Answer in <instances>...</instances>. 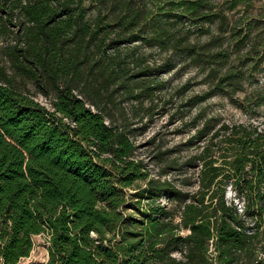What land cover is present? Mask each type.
<instances>
[{
    "label": "trees",
    "instance_id": "obj_1",
    "mask_svg": "<svg viewBox=\"0 0 264 264\" xmlns=\"http://www.w3.org/2000/svg\"><path fill=\"white\" fill-rule=\"evenodd\" d=\"M226 20L215 0H0V264L43 235L46 264H264V121L194 117L182 187L135 157L155 78L197 68L193 106L241 90L225 68L246 36L224 47Z\"/></svg>",
    "mask_w": 264,
    "mask_h": 264
},
{
    "label": "rangeland",
    "instance_id": "obj_2",
    "mask_svg": "<svg viewBox=\"0 0 264 264\" xmlns=\"http://www.w3.org/2000/svg\"><path fill=\"white\" fill-rule=\"evenodd\" d=\"M227 18L226 31L236 26V35L226 32L224 47L233 44L241 37L246 38L234 47L231 46L230 58L226 69L240 73L243 86L236 94L230 96L218 95L206 102L193 106L210 88V82L197 68L184 71L171 72L155 78L152 85H160L153 96L152 111H146L150 101L143 103L145 116L149 113L152 120L144 131L134 136L137 151L136 159L142 160L152 177L155 179H168L182 187L181 180L190 178L191 183L198 179L200 167L183 166L185 160L201 151L204 143L194 147H184L187 139L195 132L192 119L198 114L206 117H217L221 121L258 123L264 121V0H215ZM217 25L212 27L213 35ZM233 36H236L233 38ZM211 36H204L209 39ZM3 44L0 43V47ZM149 61L159 62L162 56L159 52L140 50ZM12 75V70H9ZM17 85L43 106L51 109L50 101L39 93L38 88L29 80L20 77L16 79ZM122 107L128 114L129 121L135 127H141V122L132 119V111L139 104L133 101L123 102ZM147 112V113H146ZM143 123H147V118ZM193 189L197 184L192 185ZM231 196V194H230ZM167 203L166 199L162 200ZM34 248L29 257L20 260L18 264H46L48 261V236L33 238Z\"/></svg>",
    "mask_w": 264,
    "mask_h": 264
}]
</instances>
